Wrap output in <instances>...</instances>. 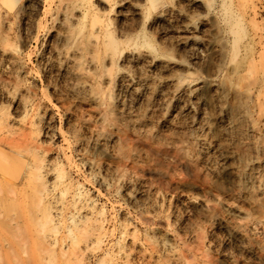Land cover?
I'll return each mask as SVG.
<instances>
[{
  "label": "rangeland",
  "instance_id": "1",
  "mask_svg": "<svg viewBox=\"0 0 264 264\" xmlns=\"http://www.w3.org/2000/svg\"><path fill=\"white\" fill-rule=\"evenodd\" d=\"M0 264H264V0H0Z\"/></svg>",
  "mask_w": 264,
  "mask_h": 264
},
{
  "label": "bare ground",
  "instance_id": "2",
  "mask_svg": "<svg viewBox=\"0 0 264 264\" xmlns=\"http://www.w3.org/2000/svg\"><path fill=\"white\" fill-rule=\"evenodd\" d=\"M87 205H88V204H87ZM89 207H90V206H89ZM52 220L54 221V219H52ZM68 227H70V226H68ZM68 229H69V228H68ZM69 231H70V234L73 233V232H72V228H70ZM75 240H76V239H75ZM75 240H74V241H75ZM79 243H80V241H79ZM76 244H78V243H76ZM76 249H77V248H76ZM76 251H77V250H76Z\"/></svg>",
  "mask_w": 264,
  "mask_h": 264
}]
</instances>
